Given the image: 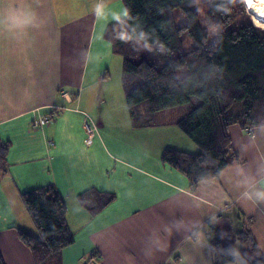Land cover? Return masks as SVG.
Here are the masks:
<instances>
[{"label":"crops","instance_id":"0c3cea01","mask_svg":"<svg viewBox=\"0 0 264 264\" xmlns=\"http://www.w3.org/2000/svg\"><path fill=\"white\" fill-rule=\"evenodd\" d=\"M94 1L81 0L69 18L65 0H0V137L11 144L0 184L5 264H35L19 238V228L32 222L21 193L46 186L64 199L74 235L60 264H83L93 252L96 264H214L212 227L250 231L264 253V126L250 134L231 126L236 161L192 185L161 155L180 147L196 154L198 146L181 136L176 120L135 127L125 93L112 92L108 73L101 74L111 60L104 58L114 55L107 29L127 11L116 0H99L102 10L87 13ZM99 24V42L108 45L95 49ZM66 81L68 98L59 95ZM111 97L121 102L117 112ZM53 107L62 110L54 121L34 123ZM88 189L116 198L92 216L80 198Z\"/></svg>","mask_w":264,"mask_h":264},{"label":"trees","instance_id":"16d2710c","mask_svg":"<svg viewBox=\"0 0 264 264\" xmlns=\"http://www.w3.org/2000/svg\"><path fill=\"white\" fill-rule=\"evenodd\" d=\"M123 3L127 16L108 27L106 38L113 53L123 58L122 83L133 125L151 127L158 112L189 105L175 124L199 151L166 149L161 160L192 185L217 177L237 159L230 127L264 126L263 24L246 16L242 0ZM183 14L187 22L180 25ZM183 69L186 73L180 76ZM77 96L73 95L74 102ZM55 112L60 113L58 108ZM10 147L0 137V184L9 173ZM21 198L39 233L34 237L19 228L21 242L31 251L35 264H49L55 256L60 264V252L74 242L64 199L53 186L22 192ZM80 198L83 208L96 216L116 197L88 189ZM234 233L211 228L208 237L214 264L238 260L264 264V253L250 231ZM238 243L250 247L237 252ZM91 256L98 260L99 254L91 253L88 260ZM0 264H5L1 251Z\"/></svg>","mask_w":264,"mask_h":264},{"label":"rangeland","instance_id":"374dc122","mask_svg":"<svg viewBox=\"0 0 264 264\" xmlns=\"http://www.w3.org/2000/svg\"><path fill=\"white\" fill-rule=\"evenodd\" d=\"M118 3L120 2V5L122 6L121 9H122V13L126 15V8H125V5L123 3V0H116ZM61 3V1H59ZM75 2L73 0H65L64 2V7L67 8L70 12H71V16H69V18H73L76 14H79L78 12H74L73 11V8L77 10V8H80L82 7L80 4H81V0H77V4H74ZM242 3L244 5V8H245V12H246V16H248L251 20L255 21V22H260L261 24H263L264 26V20L262 19H258V18H255L254 15L248 13V11L246 10V6H245V3H244V0H242ZM101 5V6H100ZM105 6V4L103 5ZM87 7V13L88 12H94V11H97V9H101L102 10V4H100L99 0H95L93 4H90ZM179 11V10H178ZM180 12V11H179ZM104 11H102V15H103ZM86 15V14H85ZM254 16V17H253ZM241 21H243L244 19H240ZM187 22V19L185 17V15L183 14V17L182 19H180L178 21V23L180 25H184L186 24ZM207 28L209 27L207 24H206ZM205 26V28H206ZM208 30H211V31H214L212 29H209ZM101 27H100V24H99V27L98 29H94L93 31V34H92V38H91V46H92V43L93 41H95V44H94V47L95 49H100V48H103V46L101 45H104L107 46L108 44L103 42V41H100L99 42V39L101 37ZM213 32H211L212 34ZM110 45V44H109ZM111 46V45H110ZM91 48V47H90ZM110 50H111V47H109ZM89 51V50H88ZM101 50H99L100 52ZM93 55L95 53V51L92 52ZM111 59L109 62L106 61L104 62L103 65V68L100 70L101 71V74H106L108 73V77L106 78V83L108 85H110L112 89V92H118L117 90H119V93H125L124 91V87H123V83H122V75H123V58L119 55H112V54H108L104 60H109ZM95 74V72H93ZM186 73V70L183 69L181 72H180V76L184 75ZM72 91L73 88L72 86H70L69 82L66 81L65 84H63V88L61 90V96L65 98V96L67 95L66 91ZM76 94H78V92H75ZM60 95V93H59ZM58 96V98H60V96ZM114 96L117 95V94H113ZM125 96V94H124ZM125 100H124V106H127V104L125 103L126 102V97H124ZM109 99V98H108ZM118 101L120 102L119 98H118ZM118 101H116V98L115 97H111V100L110 102L113 103V108L112 110L117 112L118 109H119V106H118ZM121 103V102H120ZM123 104H121L123 106ZM68 106H70V104H67ZM74 106V104L72 105ZM188 106L189 105H182V106H177V107H173V108H169V109H166V110H163V111H160L158 112L156 115H155V120L154 122L157 124V123H160V122H167V121H173V120H176L174 122H177L181 117H183L187 112H188ZM57 108L56 107H53L51 108V110L49 111V113L45 114L43 116V118L45 119H51V121H54L55 118H56V115L57 113L55 112ZM65 109V108H64ZM60 110V109H59ZM62 110H60L61 112ZM55 112V113H54ZM95 114H98V112H95ZM53 123V122H52ZM154 123V124H155ZM169 129V128H168ZM181 136L185 139V140H188L186 138V136L183 134V133H180ZM190 142V141H188ZM186 148L185 147H180V150L184 151V152H187L188 150H185ZM57 190V189H56ZM28 192V191H26ZM87 209H85L86 211ZM25 211L27 212V209L25 208ZM88 211V210H87ZM89 213V212H88ZM28 214V213H27ZM29 218L30 215H28ZM24 219L22 218V221ZM32 221V220H31ZM31 225V226H30ZM30 225L28 226V223L26 224V227H25V231L30 234V235H33L34 237L36 236H39V233H38V230L36 229V227L34 226V224L32 222H30ZM238 249H237V252H239V250L243 249L244 248V245H241L240 243H238L237 245ZM260 250V249H259ZM62 254V252H60ZM91 259L85 261L83 264H85L86 262H90ZM49 264H58L57 263V258L55 256V259L54 261L51 260ZM230 264H249V262H246L244 260H238V261H235L233 263H230Z\"/></svg>","mask_w":264,"mask_h":264},{"label":"bare ground","instance_id":"6f19581e","mask_svg":"<svg viewBox=\"0 0 264 264\" xmlns=\"http://www.w3.org/2000/svg\"><path fill=\"white\" fill-rule=\"evenodd\" d=\"M244 3L248 13H251L259 19L264 20V0H244ZM68 96L69 94H67L65 98H68Z\"/></svg>","mask_w":264,"mask_h":264},{"label":"built area","instance_id":"2783aa9c","mask_svg":"<svg viewBox=\"0 0 264 264\" xmlns=\"http://www.w3.org/2000/svg\"><path fill=\"white\" fill-rule=\"evenodd\" d=\"M251 14V13H250ZM253 15V14H252ZM255 16V15H254ZM253 16V17H254ZM255 18H258V17H256L255 16ZM259 19V18H258ZM47 122V119H45V118H42L39 122H36V124L37 125H43V124H45ZM246 131L248 132V134H250L251 132H252V129L251 128H248V129H246ZM87 132L88 133H90L91 135H92V129H91V127L90 126H88V128H87ZM90 262H86L85 264H96L97 263V260H96V257H93V256H91L90 257Z\"/></svg>","mask_w":264,"mask_h":264}]
</instances>
